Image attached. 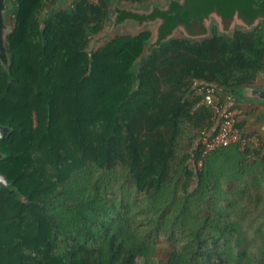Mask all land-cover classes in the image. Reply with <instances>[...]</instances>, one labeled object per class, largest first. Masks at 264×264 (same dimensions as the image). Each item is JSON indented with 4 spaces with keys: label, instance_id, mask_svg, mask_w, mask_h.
<instances>
[{
    "label": "trees",
    "instance_id": "1",
    "mask_svg": "<svg viewBox=\"0 0 264 264\" xmlns=\"http://www.w3.org/2000/svg\"><path fill=\"white\" fill-rule=\"evenodd\" d=\"M49 1L11 0L0 171L14 189L0 187V264H264L255 110L236 126L260 143L207 155L200 144L216 125L205 84H254L264 71V0H213L199 20L185 14L207 0H73L46 17ZM116 9L140 32L92 49ZM236 18L245 25L230 29Z\"/></svg>",
    "mask_w": 264,
    "mask_h": 264
},
{
    "label": "water",
    "instance_id": "2",
    "mask_svg": "<svg viewBox=\"0 0 264 264\" xmlns=\"http://www.w3.org/2000/svg\"><path fill=\"white\" fill-rule=\"evenodd\" d=\"M195 0H186L187 3V10L190 9L193 2ZM211 1V2H210ZM73 0H53L52 5L45 8L44 15L47 17L50 14H52L55 11H58L60 9H67L71 6ZM168 5L171 4V0H167L166 2ZM165 3V4H166ZM213 0H207L203 4V7L200 9L188 11L185 16L187 18L191 19L193 17H196V20L203 19V15L207 14L209 8L211 9L213 5ZM149 4L152 5V7L159 8L161 7V3L159 0H151L149 1ZM10 9V5L5 3V0H0V62L3 67L6 69H9L10 67V55L6 46V39L8 36L7 29L8 25L6 22V15L7 12ZM116 9L115 15L112 17L111 22L106 27L104 33L105 34H113L117 32L120 28L130 27L134 26L137 31H140L137 26L139 25L136 20H133L131 18L126 19L124 22L117 21L118 17L120 16ZM119 11L121 13L133 15V14H144L149 15L152 14V10L150 11H144L141 9H138L137 7H131L129 5H126L124 3H121L119 7ZM120 13V14H121ZM140 14V15H141ZM216 14V13H212ZM211 14V15H212ZM211 17V16H210ZM162 19H156L154 21L148 20L143 25L144 27L147 25L148 27L153 28L154 30H157L159 27V24L162 23ZM136 24V25H135ZM183 25H180L177 27L176 35L182 32ZM102 38L107 39L106 36H103ZM174 35V33H173ZM155 41L157 40V36H155ZM153 42V41H152ZM204 82L199 81L197 82L198 85L202 84ZM205 86L214 87L217 91V94L220 98H222L224 103V112L230 110V109H242L245 107H254L257 108L256 113L254 114L253 119L249 123L247 129L250 132H259L261 137L264 140V71L259 75L256 83L254 84H242V85H236V86H226V85H220L218 83H212V84H205ZM12 131V128L7 125L0 124V142L6 139ZM5 154L3 151L0 150V160L4 159ZM0 187H7L10 189H14L11 183L9 182L7 176L0 171Z\"/></svg>",
    "mask_w": 264,
    "mask_h": 264
},
{
    "label": "built area",
    "instance_id": "3",
    "mask_svg": "<svg viewBox=\"0 0 264 264\" xmlns=\"http://www.w3.org/2000/svg\"><path fill=\"white\" fill-rule=\"evenodd\" d=\"M202 103L211 107L216 118V125L212 130L205 129L201 132L200 144L203 155L236 143H241L242 147H245L248 142L260 143L256 135L250 139L242 137L236 126L241 110L235 108L224 112V103L214 87L206 86ZM198 165L201 166L202 162H199Z\"/></svg>",
    "mask_w": 264,
    "mask_h": 264
},
{
    "label": "crops",
    "instance_id": "4",
    "mask_svg": "<svg viewBox=\"0 0 264 264\" xmlns=\"http://www.w3.org/2000/svg\"><path fill=\"white\" fill-rule=\"evenodd\" d=\"M148 5V4H147ZM147 5H145L144 7H147ZM131 6H133V7H137V8H141L140 6H138L137 4H135V5H131ZM210 20H212V22L215 24V25H218V27H220V31L221 32H225V30H223V27L221 26V22H222V20H221V17H219V15L218 14H212L211 15V17H210ZM243 25H245L243 22H241V20H239L238 18H236L235 20H234V22L231 24V27H230V29H235V28H242V26ZM153 27V26H152ZM152 27H148L147 25L143 28V30H153V28ZM132 29L134 30V32L132 31ZM130 31V33L131 32H133L134 34H137V33H139L140 31H137L136 29H135V27L134 26H130V27H125V29L123 28H120L117 32H115V33H113V35H116V34H127V33H122V32H124V31ZM120 31H121V33H120ZM113 37V36H112ZM252 109H254L255 110V113H256V111H257V108H254V107H251ZM254 113V114H255ZM253 117H254V115H253ZM253 117L251 118V120L253 119ZM251 120H250V122H251ZM258 134H259V132H257ZM261 136V135H260Z\"/></svg>",
    "mask_w": 264,
    "mask_h": 264
},
{
    "label": "rangeland",
    "instance_id": "5",
    "mask_svg": "<svg viewBox=\"0 0 264 264\" xmlns=\"http://www.w3.org/2000/svg\"><path fill=\"white\" fill-rule=\"evenodd\" d=\"M161 5H165V3L167 2V0H159ZM52 2L53 0L49 1L47 3V7L51 6L52 5ZM8 3L10 5V9L6 15V22H7V25H8V29H7V33L9 34L11 31H12V28H13V16H12V13H11V9H12V2L11 0H8ZM213 23V22H212ZM132 31L134 32V30L132 29ZM131 32V33H133ZM121 33V31H120ZM122 33H130V31H124ZM106 36V38H111L112 36H114L113 34H105L103 36ZM105 39L104 38H96L93 42H92V49H95L96 47H99L100 45H102L104 43ZM250 238V240H253L254 238L253 237H257L255 235H253L252 231L251 230H247L246 232ZM249 248H251V245H249Z\"/></svg>",
    "mask_w": 264,
    "mask_h": 264
},
{
    "label": "flooded vegetation",
    "instance_id": "6",
    "mask_svg": "<svg viewBox=\"0 0 264 264\" xmlns=\"http://www.w3.org/2000/svg\"><path fill=\"white\" fill-rule=\"evenodd\" d=\"M5 3H6V4H9V3H8V0H5ZM162 6H165V5H162ZM7 13H8V12H7ZM263 25H264V22H263Z\"/></svg>",
    "mask_w": 264,
    "mask_h": 264
}]
</instances>
